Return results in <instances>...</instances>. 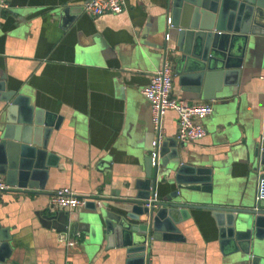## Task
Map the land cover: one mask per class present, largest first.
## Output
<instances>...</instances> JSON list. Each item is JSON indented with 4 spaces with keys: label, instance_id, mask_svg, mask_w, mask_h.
<instances>
[{
    "label": "crops",
    "instance_id": "crops-1",
    "mask_svg": "<svg viewBox=\"0 0 264 264\" xmlns=\"http://www.w3.org/2000/svg\"><path fill=\"white\" fill-rule=\"evenodd\" d=\"M85 1L8 0L2 14L0 79L55 114L54 121L61 116L48 137L57 164L48 166L45 179L36 178L43 185L8 182L2 193L0 226L10 237L9 260L16 264H130L126 246L117 239L108 244L105 231L95 234L89 225L58 229L56 212L91 208L54 207L50 196L68 185L95 198L100 211L103 206L116 210L138 193V182L146 178L144 158L152 153L157 135L151 102L142 90L165 59L173 65L175 95L213 106L203 119L206 135L190 141L177 138V111L167 110L160 140L176 138L184 143L179 146L182 161L211 169L212 181L206 184L212 190L205 197L255 201L264 174L253 165V145L264 130L261 45L248 47L237 84H223L212 97H204L203 90L181 81L177 62L162 47L176 46L175 29H165L168 0H125L121 12L98 15L84 9ZM8 103L0 100V128ZM171 188L159 183L158 198ZM178 225L183 238L152 240L150 264H245L240 251L224 249L209 211L196 210Z\"/></svg>",
    "mask_w": 264,
    "mask_h": 264
},
{
    "label": "water",
    "instance_id": "water-1",
    "mask_svg": "<svg viewBox=\"0 0 264 264\" xmlns=\"http://www.w3.org/2000/svg\"><path fill=\"white\" fill-rule=\"evenodd\" d=\"M166 6L165 29H175L176 46L162 47L177 62L181 81L191 83L189 89L203 90L204 97H212L223 84L239 82L251 44L261 45L264 53V0H168ZM0 100L9 101L0 128V173L20 187L43 185L36 178L45 179L48 166L57 164L48 137L61 116L54 121L55 114L36 107L28 94L8 89L2 79ZM183 144L174 137L159 142L155 155L144 158L146 178L138 182V193L116 210L103 206L98 211L97 201L89 197L84 206L90 211L56 212V227L75 231L89 225L95 234L105 231L108 244L117 239L126 246L130 264H144L153 239L183 238L178 224L204 210L215 218L225 250L240 251L245 264H264V201L205 197L204 192L212 190L206 184L212 181L211 169L182 161ZM253 155V165L264 171V130L254 142ZM164 182L171 190L147 205ZM11 255L10 237L0 226V264H16Z\"/></svg>",
    "mask_w": 264,
    "mask_h": 264
},
{
    "label": "built area",
    "instance_id": "built-area-1",
    "mask_svg": "<svg viewBox=\"0 0 264 264\" xmlns=\"http://www.w3.org/2000/svg\"><path fill=\"white\" fill-rule=\"evenodd\" d=\"M84 9L91 15H98L106 11L121 12L125 8V0H86ZM9 6L8 0H0V22L5 8ZM169 38V34H166ZM174 70L169 59H165L162 66L152 72L148 83L143 87V93L151 102L152 121L157 133L153 140L155 148L162 138V119L169 109L178 114L177 138L181 141L197 140L204 137L207 129L203 119L212 112L213 106L207 101H190L173 93ZM153 148L152 154L155 155ZM10 187L7 180L0 175V201L2 193ZM89 196L80 195L71 186L56 188L50 196L54 207L74 209L86 203ZM157 194L149 197L147 205L157 199ZM255 201H264V174L258 179ZM102 204L101 200H98ZM144 264H150L149 262Z\"/></svg>",
    "mask_w": 264,
    "mask_h": 264
}]
</instances>
